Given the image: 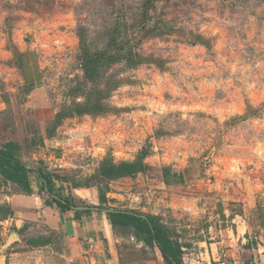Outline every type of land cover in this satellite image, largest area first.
<instances>
[{
  "label": "rangeland",
  "instance_id": "374dc122",
  "mask_svg": "<svg viewBox=\"0 0 264 264\" xmlns=\"http://www.w3.org/2000/svg\"><path fill=\"white\" fill-rule=\"evenodd\" d=\"M111 38L135 63L105 62L93 86L82 51ZM93 87L107 96L105 112L52 129ZM7 141L72 200L75 187L100 189L105 208L154 216L184 246L185 264H264V0H0ZM142 148L143 172L100 176L103 161L133 162ZM15 191L0 179V200ZM85 205L99 206L98 195ZM104 230L108 239H78L79 248L47 228L10 229L0 264H164L129 231ZM39 237L49 243H29Z\"/></svg>",
  "mask_w": 264,
  "mask_h": 264
},
{
  "label": "trees",
  "instance_id": "16d2710c",
  "mask_svg": "<svg viewBox=\"0 0 264 264\" xmlns=\"http://www.w3.org/2000/svg\"><path fill=\"white\" fill-rule=\"evenodd\" d=\"M118 42L115 38H111L107 43L106 49L94 54H88L82 51L81 68L83 70L84 78L87 82L96 83L99 70L104 66H109L113 63L125 61L128 64H134L135 59L131 52L126 54L118 52ZM116 87L112 86L111 89ZM87 98L84 103L74 104L73 106H66L61 112L55 114L52 120V129L59 126L63 118L78 116V115H99L107 109L102 101L107 97L105 92L96 90L95 87L89 89L86 94ZM95 96V98L93 97ZM46 136H51L52 131L45 130ZM20 146L13 142L7 141L0 146V177L2 181L10 182L20 188L24 193L30 194L31 188L29 183V173H35L41 182V189L46 194L50 195L60 209H72V204L67 199H63L53 194V185L50 184V179L60 181L58 176L52 175L42 168L27 167L16 156L19 152ZM147 155V150L142 148L136 160L133 162L121 161L113 162L112 160H105L99 168L101 177L112 181L120 178L131 177L136 173L143 172L147 166L143 163ZM99 206H95L97 212H104L106 209L104 204L107 202L104 193L97 189ZM57 196V197H56ZM56 197V198H55ZM86 211H89L87 209ZM75 215L79 211H74ZM105 213V212H104ZM9 214V208L0 206V218ZM107 221L111 226L112 231L117 229L129 231L132 237L143 242L146 246L156 247L164 264H185L182 261L183 245L177 240H173L165 228H161L156 218L151 215L140 214L132 210L112 209L105 213ZM32 246H44L49 243V239L44 237L32 238L29 240Z\"/></svg>",
  "mask_w": 264,
  "mask_h": 264
},
{
  "label": "crops",
  "instance_id": "0c3cea01",
  "mask_svg": "<svg viewBox=\"0 0 264 264\" xmlns=\"http://www.w3.org/2000/svg\"><path fill=\"white\" fill-rule=\"evenodd\" d=\"M20 161L27 167H35L33 165L30 166L25 164L22 160ZM28 175L31 188L30 194L24 193L18 188L20 191H15L10 194L5 193L2 195L0 205L8 207L9 214L0 218V237H3L6 233L10 232V229L16 230L19 228L35 226V228H47L67 239L70 245L79 248H81L80 244L83 242L97 240L99 234H101L103 238L108 239L107 236L109 234H106L104 228H107L111 234V226L109 225L104 212L92 210L79 211V213L75 215L74 210L72 209H60L52 197L42 191L41 182L36 174L29 173ZM36 180H38L39 188L35 187ZM120 180L122 179L116 180V182ZM2 183L4 185H13L17 187L10 182L4 183L2 181ZM56 183V180L53 178L50 179V184L53 185V194L60 198L67 199L73 206H86L85 204L95 205L97 203V195L94 192H90V189H85L83 187H75L74 189H71L73 192L71 195L74 197V200H72L67 196L68 194L66 192L64 194L62 193V190L60 191L57 189L59 186ZM77 193L82 194V196H78ZM83 202H85V204H83ZM244 232L245 234L248 233L247 230ZM77 240L80 242L78 246Z\"/></svg>",
  "mask_w": 264,
  "mask_h": 264
},
{
  "label": "water",
  "instance_id": "95a60500",
  "mask_svg": "<svg viewBox=\"0 0 264 264\" xmlns=\"http://www.w3.org/2000/svg\"><path fill=\"white\" fill-rule=\"evenodd\" d=\"M71 208L74 211H86L87 209L92 210V211H96V209H97L96 207H89V206H82V205H80V206H72ZM108 211H112V209H106L104 212L106 213Z\"/></svg>",
  "mask_w": 264,
  "mask_h": 264
},
{
  "label": "built area",
  "instance_id": "2783aa9c",
  "mask_svg": "<svg viewBox=\"0 0 264 264\" xmlns=\"http://www.w3.org/2000/svg\"><path fill=\"white\" fill-rule=\"evenodd\" d=\"M131 197H132V198H131L132 200H136V201H138L137 199H138L139 196L132 195ZM130 202H132V201L130 200ZM139 203H140V200H139L138 204H139Z\"/></svg>",
  "mask_w": 264,
  "mask_h": 264
},
{
  "label": "bare ground",
  "instance_id": "6f19581e",
  "mask_svg": "<svg viewBox=\"0 0 264 264\" xmlns=\"http://www.w3.org/2000/svg\"><path fill=\"white\" fill-rule=\"evenodd\" d=\"M106 229V231H108V229L107 228H105Z\"/></svg>",
  "mask_w": 264,
  "mask_h": 264
}]
</instances>
